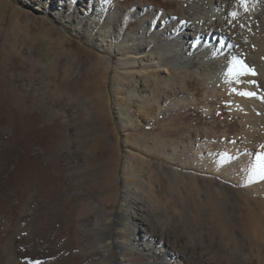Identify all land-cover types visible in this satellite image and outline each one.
<instances>
[{"label":"rangeland","instance_id":"obj_1","mask_svg":"<svg viewBox=\"0 0 264 264\" xmlns=\"http://www.w3.org/2000/svg\"><path fill=\"white\" fill-rule=\"evenodd\" d=\"M197 1L110 0L98 30L110 16L134 10L126 36L162 9L187 13ZM36 7L30 0H0V264H90L80 247L82 233L93 248L111 235L114 242L127 240L117 235L124 216L113 215L105 232V217L96 212L98 204L122 212L124 188L140 184L124 168L130 153L149 162L140 164L155 192L153 222L176 227L194 244L203 237L234 253L250 252L249 237L264 225V195L235 185L236 197L216 200L219 184L229 181L200 163L208 149L219 153L224 134L242 140L248 129L196 75L202 57L186 63L192 74L187 104L165 108L161 120L153 114L138 129L126 126L117 107L126 106L131 86L117 69L121 55L103 51ZM81 7L73 3L70 15ZM177 72L173 80L181 84ZM186 191L191 193L184 203ZM45 245L62 249L63 259L49 263ZM119 252L116 244L113 253ZM116 264L149 261L131 253Z\"/></svg>","mask_w":264,"mask_h":264},{"label":"bare ground","instance_id":"obj_2","mask_svg":"<svg viewBox=\"0 0 264 264\" xmlns=\"http://www.w3.org/2000/svg\"><path fill=\"white\" fill-rule=\"evenodd\" d=\"M109 1L78 0L82 7L76 8L78 13L73 17L70 15L72 0H30V3L36 4V8L43 13L54 15L77 35L91 39V44L103 51L121 55L117 69L129 79L131 86L128 103L117 107L119 121L126 126L138 129L153 114L160 119L165 108L187 104L185 97L192 74L186 63L191 62L195 55L201 56L200 71L196 75L203 85L210 87L211 98H222L248 129L242 140L224 134L223 148L218 150L219 153L208 149V153L205 155L204 152L200 159L201 165L207 167V173L217 172L229 181L219 184L216 200L226 201L230 200V196L236 197L235 185L244 187L251 194L264 195V179L261 178L264 174V0H246V3L241 0H198L187 13L168 14L162 9L156 12V19L143 20L126 36L123 32L134 10L124 16H110L105 27L103 25L104 28L98 30ZM62 33V37L67 38L65 30ZM256 45H261V48ZM169 58L174 60L167 62ZM104 60L111 64L109 58ZM173 70L182 74L181 84L173 80L176 78ZM165 76H168L167 79ZM244 92L256 95H241ZM77 151L74 150V153ZM133 156L131 153L126 156L124 168L132 174H129L131 177L140 179V184L124 188L122 212H109L99 204L95 211L105 217L100 221L103 231L112 227L113 215L124 216L125 221L117 235L119 239L127 240L115 243L111 235L100 246L93 248L86 244V236L82 233L80 247L90 264H116V259L127 258L131 253L147 259L149 264H264V225L255 229L249 237L250 252L244 253L238 248L234 253L230 247L209 238L202 237L200 244H194L190 238L178 235L174 230L176 227L165 229L164 223L153 222L151 203L155 202V192L147 184L150 176H146L147 171L140 164L148 161H140ZM168 171L173 173L171 169ZM190 193H183L184 203ZM116 244L120 251L118 258L113 253ZM43 247L46 260L53 258L49 263L63 259L62 249L48 245ZM108 253H111V263L107 259Z\"/></svg>","mask_w":264,"mask_h":264},{"label":"snow or ice","instance_id":"obj_3","mask_svg":"<svg viewBox=\"0 0 264 264\" xmlns=\"http://www.w3.org/2000/svg\"><path fill=\"white\" fill-rule=\"evenodd\" d=\"M77 2H78V0H72V3H74V4L77 3ZM241 2L242 3H246V0H241ZM233 15L235 16V13ZM243 67L245 69H247L248 71H251L250 69H248L247 65H243ZM251 74L252 75H256V73L254 71H251ZM241 95H244V96H247V97H253V96L256 95V93H254V92H244V93H241ZM261 178L264 179V174H262ZM36 264H39V261H37Z\"/></svg>","mask_w":264,"mask_h":264}]
</instances>
